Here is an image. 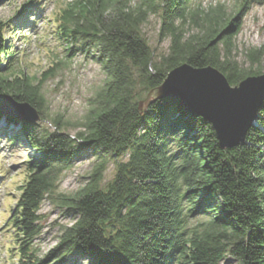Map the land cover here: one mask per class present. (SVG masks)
<instances>
[{
	"label": "trees",
	"instance_id": "16d2710c",
	"mask_svg": "<svg viewBox=\"0 0 264 264\" xmlns=\"http://www.w3.org/2000/svg\"><path fill=\"white\" fill-rule=\"evenodd\" d=\"M191 1L162 0L161 35L171 45L159 61L141 34L147 8L129 0L67 4L58 34L70 43L69 56L83 52L106 74L94 109L75 135L63 132L57 121L53 131L40 128L46 117L42 84L24 74L7 77L16 53L0 24V65L3 55L9 62L7 75L0 72V94L29 103L40 118L27 122L0 114L6 130L16 128L11 141L33 154L7 223L19 264H66L70 257H85L89 264H220L227 257L264 264V103L245 142L232 149H221L208 121L171 101L141 106L146 93L183 63L213 67L231 86L264 73V45L247 53L253 70L233 55L237 18L226 21L218 14L186 38L181 23L196 15ZM252 2L264 4L242 0L239 11ZM88 151L101 159L90 180L75 195L57 193L63 172ZM109 160L115 175L102 186ZM52 197L75 220L41 260L33 248L41 232L39 211ZM199 216L208 220L190 226Z\"/></svg>",
	"mask_w": 264,
	"mask_h": 264
},
{
	"label": "rangeland",
	"instance_id": "374dc122",
	"mask_svg": "<svg viewBox=\"0 0 264 264\" xmlns=\"http://www.w3.org/2000/svg\"><path fill=\"white\" fill-rule=\"evenodd\" d=\"M73 0H4L0 2V24L4 27V40L15 51L14 72L7 77L25 75L41 82L46 100L41 129L55 130L60 122L63 132L75 135L85 117L94 109V97L103 86L106 74L99 63L83 52L70 55V43L59 37V18L62 10ZM131 6L147 8V20L141 34L147 41L155 59L169 53L171 40L161 35L162 0H129ZM150 1L152 7H149ZM242 0H192L191 11L181 23L182 32L188 38L207 27L209 18L222 14L226 21L237 18L239 33L233 40V55L244 69H255L247 58L250 49L264 45V4L252 2L240 10ZM20 29V30H18ZM22 29V30H21ZM16 31L17 35H13ZM1 58L0 72L7 75L8 59ZM148 93V92H147ZM146 93V95H147ZM0 120V264H19L20 256L13 229L8 219L14 210L18 187L25 180V164L33 156L26 145L15 144L12 129L6 130ZM4 129V130H3ZM18 129V128H17ZM28 150V151H27ZM101 159L92 151L85 152L73 165L63 172L57 193L75 195L90 180ZM114 161L109 160L103 172L102 186L115 175ZM41 232L34 240L35 255L43 260L58 243L65 227L74 223L65 208L55 197L45 199L39 211ZM208 218L197 217L190 226H197ZM85 257H70L66 264H89ZM54 264V263H48ZM220 264H238L227 257Z\"/></svg>",
	"mask_w": 264,
	"mask_h": 264
},
{
	"label": "water",
	"instance_id": "95a60500",
	"mask_svg": "<svg viewBox=\"0 0 264 264\" xmlns=\"http://www.w3.org/2000/svg\"><path fill=\"white\" fill-rule=\"evenodd\" d=\"M161 99L175 103L187 114L204 118L212 125L221 149H232L245 142L257 121L264 103V73L231 86L224 74L213 67L194 68L183 63L147 93L141 106ZM0 114L27 122L40 119L29 103L17 102L6 94H0Z\"/></svg>",
	"mask_w": 264,
	"mask_h": 264
}]
</instances>
